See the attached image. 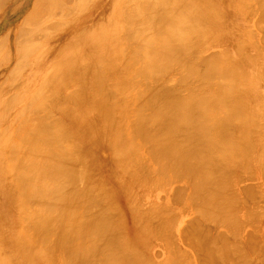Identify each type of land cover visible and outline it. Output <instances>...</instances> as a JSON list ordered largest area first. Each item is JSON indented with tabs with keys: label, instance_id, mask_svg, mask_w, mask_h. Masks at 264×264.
<instances>
[{
	"label": "bare ground",
	"instance_id": "6f19581e",
	"mask_svg": "<svg viewBox=\"0 0 264 264\" xmlns=\"http://www.w3.org/2000/svg\"><path fill=\"white\" fill-rule=\"evenodd\" d=\"M234 3L241 4L238 5L241 6V8L234 7L237 10H232V8L230 9V6ZM214 4L220 7L222 6L227 12L228 16H230L232 20H234L238 24H241L242 26H246L248 24V20H250V23H252L250 16L251 18L255 17L254 19L256 20V17L259 15L257 18L258 22L255 21L258 26L256 27L254 24L256 28L253 27L254 29H251L257 30L258 27L261 26L259 29L261 30L262 28V30H264V27H262L264 26V12H261L264 11L262 10L264 6H261L264 5V0H0V264H153L154 262L150 263V260L146 257V259L143 260L144 256L140 255L141 252H139V254L135 253L138 248L136 247V249L134 245H132L133 243L131 244V241L128 240L123 234L126 230H123L125 225H123L124 227L122 228V223L124 224L125 222L121 223V221L119 220L116 221L115 219H110V216H113L114 214L112 212L113 209H111L112 213H110L109 205L107 208V204H105V202L107 200L108 202L110 201V196L112 197L113 192L108 189L105 183L102 182L101 184V182H98L100 172L104 170V173L108 171H110L111 173L113 172L112 167L124 166L126 165L128 160L131 159V162H134L133 164L136 170H139L140 174L143 175V178L152 176L149 173L152 174V172H154L157 173V177L158 173H160L159 175L161 178L165 177L166 179H168V177H166L168 174L166 173L170 170L172 172L176 170L175 172L178 171L177 173L179 174V176L178 174H176V176L174 175L175 173H171L173 175H170L172 179L174 176L179 177L180 179V175H184V177H181L182 179L185 178V176H188L187 179L191 176L190 178H192V180L188 179L187 181V179H185L186 182H188V184L192 183L194 184V186L195 184H197V187H192V184H190L191 187L189 186V193H191L193 190L194 192L192 193H199L201 192L200 190H203L202 192L207 191L208 193L206 192V195H208L210 192L217 193L221 190V188H223L226 181L233 180L230 176L228 177L227 175V177L229 178L228 179L226 175L223 174L225 172L224 168H226V174L230 173V175H232L233 177V172L235 170H241V168L238 169L239 167L236 164L241 166L243 164L246 165L253 162L252 158L249 160L252 155H249L248 158V155H246L245 153L248 152L249 154L250 148L253 145L255 146V143L259 142L258 140L261 137L257 134V136L260 138L256 139L257 141L254 138L257 137L256 133L258 132V127H256L255 129V135L250 134V131L248 130L247 131L249 132V134L245 132V127L250 125L248 123H250L253 118H257L255 115H253V113L248 112L250 110L248 108V105L250 104L246 103L248 99L246 100V102L243 101L246 99V97L243 99V95L245 93L243 92V90L242 94L241 90L245 89V86L244 88L238 86L240 85V82L242 83L244 81V79L247 80L246 78H244L246 77V75H244L242 68H238L239 63L236 59L235 61L231 55H229L230 59H232L231 62L233 63L234 60V62H236L234 63V65L237 64L236 66H234L233 64L231 65V63L229 66H227L228 61H230L228 60L229 56H226V59L223 53L222 55L225 58H223V60L228 61L222 62L223 60L220 57L222 56L221 53H219L220 56H217V52L221 51L220 49L222 48H220L219 50L216 49L217 55L215 56L213 54V51H211L213 58L216 56L218 58L220 57L219 59H221L222 61H219L220 65L221 62L223 63L222 67L218 64V59V63L216 65V60L214 61L215 58L213 59L212 55L210 56V54H207V56H205V54L204 57L206 58L204 60V57L202 56L203 53L201 51L202 49L198 48L201 44H203V46H207L204 43H199L200 40L201 42H206V39H203L205 36L204 34H206L204 33V26H206V23L214 25L221 23V18H218V20L213 15L216 12V16L219 17V15H217V9L213 11L211 10L212 13L209 12V9H211ZM244 4L246 5L243 7ZM204 5H209L212 7H207L209 11H204ZM231 7H233V5ZM257 9L261 10H259V12H256L258 11ZM208 14H210L212 18L214 17V22L209 21L211 17ZM251 14H253V17ZM260 16L261 20H259ZM218 26L219 24L217 25V27ZM219 29L220 31L224 30H221V26ZM196 30H200V33L198 31L196 32ZM252 30L248 29L247 31L250 33ZM256 30L252 32L255 33ZM245 31L246 30H244V32ZM258 31L259 30H257V33H255L256 35H252L256 37L259 33ZM226 32H228V30ZM197 33L199 34L197 35ZM222 34L224 35V32ZM246 34L249 35V38L251 37V34ZM202 35L204 36L202 37ZM262 35L263 34H261V36ZM196 36H200V39ZM215 36L217 38L220 37H218L217 35ZM194 37H196L197 39ZM262 37V39H264V35ZM192 38L193 40L191 41ZM253 38L254 37L249 39H252L251 44L254 43ZM196 40H199V44ZM246 40L247 39H245V42ZM213 41H210V43H213ZM194 42L199 45L197 49ZM256 42L258 41L256 40ZM256 42L255 45H258L259 43L256 44ZM259 42L262 43V41ZM248 43H250V41ZM224 45L226 44L224 43ZM203 46L201 45L200 47ZM260 46H262V44ZM254 47L258 48L259 45ZM193 48H195L196 50ZM206 48L210 49V47H204L203 49ZM263 48L261 47L260 49L264 50ZM256 50L258 51V49ZM193 51H195L194 53L199 54L196 55L193 53ZM203 51L205 53V50ZM191 53L192 57L190 56ZM200 53L202 54L200 55ZM225 54L228 55L227 53ZM193 55L196 61H199L197 59L199 55L201 57H199V59L202 60L200 61V64H198L200 67L195 64L198 68L196 69V71L192 68L195 67L194 64H192L193 66L187 65L190 64V62H193L188 61L190 60V58H193ZM209 58H211L213 61H210ZM182 61L184 62V64L181 63ZM205 61L206 63L208 61L209 62L207 64H204ZM180 63L182 66L180 65ZM201 65H205V67L207 65L209 66L207 69V67L205 68L203 66L201 68ZM176 66L178 67L176 68L177 71L175 70L176 74H174V69ZM180 67H183L182 72H178V69H180ZM200 68L201 70H203L201 71L202 75L199 74ZM203 68L206 72H204ZM171 69L173 70V72H166L167 70L172 71ZM230 69H234L236 71V74L233 73L235 71L232 70L231 72ZM157 72L160 73L158 74ZM183 72L184 74L187 73V75L185 76L184 74H182ZM153 73L158 76L155 77ZM166 73L167 75L168 73L170 75L171 73H173L172 75L179 76V79L176 77L177 88L179 87L178 82H186L185 84L180 83L181 89L186 88V91L187 83L190 85L195 79L196 85H194V83L193 86L191 85L190 87L187 85L190 89L193 87L194 89L192 88L193 90H191L195 91V93H197V91L199 92L200 90L203 91L204 89L206 91L207 89L205 86L207 83L208 87H210L211 84L210 88L214 91L209 90L208 88L210 93H204H207V95H204L203 93H197L196 95L192 93L188 88V90L190 91L189 96V91H186L185 93V91H183V89H179V87L178 89L179 91H181L180 93L179 91H175L178 89L174 85L175 81H172L173 76L171 78V76L168 75L170 76V79H166ZM189 73H191L192 75ZM150 74H153L152 76H154V78L151 77L152 79H154L151 82L148 80L150 79L148 77ZM163 75H165L166 77H162ZM188 75L190 76V78L188 77ZM195 75H200L199 79L201 80L202 78V80L204 81L202 82L197 79L196 82L197 76ZM260 75H262V79H264V73L261 74L260 72L259 77H261ZM191 76L194 77V79ZM160 77L161 80L159 79ZM186 77L191 81L189 80V82H187L188 80ZM155 78H158L160 81L156 80ZM213 78H216L217 81H215L216 79L212 80ZM219 79H222L221 82L225 80L227 83L225 81L221 83ZM232 79H234V81H232ZM237 79H239V81ZM142 80H144L145 83ZM146 80H148V83L146 82ZM162 80L164 81L161 82ZM167 80H170L171 83L174 82V84L172 83L171 85L170 83H168L170 84L168 85ZM211 80L215 82L210 83ZM236 80L237 82H239V84H236ZM158 81L159 84L163 85V87L165 88H163L161 85L159 87V84L157 83ZM218 81L220 83H218ZM153 82H155L153 85H155L156 87L151 86L149 88L147 84L149 85V83L152 84ZM201 82H206V84L204 83V85ZM165 83L168 86H166ZM197 83L201 84L198 85ZM219 84H222V86H220ZM197 85L199 87L202 85V87H200V90ZM203 85L205 87L204 89H202ZM73 86L75 87L73 88ZM116 86L118 87L115 88ZM169 87H172L173 90ZM196 88L197 91L195 90ZM69 89L72 90L69 91ZM115 90H118L120 92L123 91L122 93H128L129 97H125L127 96V94H123L122 97L125 98H119L118 100V94ZM130 90H134V92L136 90L135 94L133 92L129 95ZM182 91L185 93V96H183ZM254 91H256V89H254ZM137 92H139L140 94H138ZM177 92H179V94H177ZM247 93L248 92H246L245 96L247 95ZM131 94L134 95L132 96ZM192 94H194L195 96ZM186 95L187 99H185ZM130 96H132V98ZM188 96L190 97V99L188 98ZM245 103L248 107L245 105ZM255 107H257V105H255ZM263 108L264 107H261L262 111H264ZM247 109L249 110L247 111ZM115 111L119 112V115L121 116L120 121H118L116 117H114L116 113ZM148 111L150 112L148 113ZM250 111H252V109ZM255 111L256 110H254V112ZM153 113H155V115L157 114V116L154 117ZM244 113H248V119L244 118ZM147 114H150V116H152L153 118H147ZM258 115L259 114H257V116ZM261 115L262 114L260 113V116ZM248 116L246 115V117ZM251 116L254 117L252 118ZM149 118H152V120H154V123L149 120ZM254 119L252 121H259L258 119ZM148 121H151L150 123H152V128L151 124L148 123ZM155 122L158 124L155 129H163L162 131L160 130L161 132L158 131L159 134H154L156 132V130L154 129V125L156 126ZM236 122H238L241 127H239ZM235 123L237 125V132L239 128L241 131V134L237 133V135L239 134L238 139L234 138V135L236 134L231 133V131H233V127H235L233 126V124L235 125ZM159 124H163V128L161 125V128H159ZM148 127L149 129H147ZM150 128L152 130L154 129L155 132H152ZM248 129L250 130L253 128L248 127ZM147 130H149V132L154 135H151L150 133L148 134ZM253 132L251 130V133ZM183 133L186 134L188 141L184 138H181ZM245 135L254 136V139L251 136L248 138L249 140L250 138L255 140L254 144H252L253 141H249L248 139H246ZM178 137L179 141L176 142L174 139ZM183 139L188 142L187 145H185L186 142H184ZM147 140L149 142H147ZM182 140L184 143L180 142ZM146 142L150 144V148H153L152 150L149 149L150 151L146 150L149 153H145L146 156L150 154L151 160H149V157L148 159H146L149 160V162L152 161L151 164L153 168L148 167L149 164L148 166H146L145 163L143 165V161L140 158L142 157V155L143 158L146 157L144 153H142L141 155L136 154V150L139 147L141 148V145L144 143L146 146ZM219 142H221L222 144H219ZM249 142H251V144ZM152 144L157 148L154 149L155 146L152 147ZM190 144L193 145L190 146ZM262 145L263 143L261 142V146ZM253 147L251 149H253ZM255 148L256 146L254 147V150ZM137 155H140V158ZM262 157L264 158V156ZM247 159L248 162L246 161ZM259 161H261V159ZM235 165L238 168H235ZM231 168L232 170L234 168L232 174L231 172H229L231 171ZM198 169L199 171H197ZM203 169H207V171H204ZM179 170H182L184 174L182 173V171H180V174ZM200 170L204 171L203 173H211L207 174L208 177L204 174L208 178H206L207 181H204L205 176L203 175V173H200ZM195 171L197 172V174L200 173L199 176L195 175ZM221 171L223 173H221ZM214 173H217V176ZM247 173L250 174V172L248 171ZM253 173L251 175H253ZM108 174L106 173L107 177ZM201 174L203 177L201 176ZM213 174L215 175V177ZM223 175H225V178H222ZM237 175H239V173ZM113 176L116 178L115 175ZM200 176L203 178V180ZM109 177L111 178V174ZM197 177L200 180H197ZM218 177L222 180H226L227 178L226 181L223 180L224 182H222V187H219V185L222 183L221 180H217ZM238 177H240V175ZM127 179L131 181V179ZM189 180L191 181L189 182ZM194 180L196 183H193ZM175 181L176 178L172 182ZM218 181L220 182L218 183ZM231 181H228V183L231 184ZM211 182L214 183V186H216L215 188H211L212 186H209L212 185ZM205 184L206 187L200 188V186H205ZM235 185L237 188V182H235ZM208 186L209 190L214 189L215 191H209ZM227 186L226 189H229V187L227 188ZM233 186H230V189ZM248 187L249 186L245 187L247 188L245 189L246 191L248 190ZM184 188L185 187L183 186V190ZM254 188L255 185L251 189ZM223 189L225 190V186ZM223 189L221 190L222 192H218L217 195H224L225 193L228 194V191H224ZM233 189L234 187L232 188V190ZM126 190H128V188ZM180 190L178 188L179 192H183L181 188ZM239 190L240 189H238V191ZM245 190L243 192H245ZM97 192L98 194H96ZM182 194L181 196H183ZM249 194L247 198H250L253 195L251 193V195L249 196ZM193 195L194 194H191V196ZM235 195H227L226 197L230 198L233 196L235 199ZM243 195L244 194H242V196ZM254 195H258V192ZM103 196H105L106 199H109H105V201ZM184 196L186 197V194ZM213 196L215 195L212 194L211 196H209L207 201H205L206 199H204L203 197L199 198V200L202 199L201 201H203V203L200 201L199 205H193H198L201 207H199L201 210H197V213L201 211V215L205 213L217 219L221 217L224 218L225 214H230V216H232L231 212H237L236 209L234 211H231L233 207L230 208V203H234L232 201L233 197L230 198V202L228 201L229 198L227 199L229 203L227 205V203H222L223 199H219L221 200V204L217 202L219 200L215 201L216 203L210 201L209 199L211 197V199H213ZM237 196L239 197L238 194ZM195 197L196 196L194 195L193 197H191V199ZM197 197H199V195ZM175 198L176 197H174V199ZM179 198H176L175 200L178 199L179 202ZM187 198L189 197H186L185 200H188ZM182 199H180V202ZM195 199L193 200L197 202L198 199ZM236 199V202H238V200H240V197L239 199ZM103 200L105 201L104 203ZM161 200L163 199L161 198ZM173 200L171 199L170 203ZM209 202H212L213 206L215 204V207L217 203L220 207L222 206V204L227 205L226 207L228 208H224L225 206H222L223 210H221L225 214L223 212L219 213L217 210L213 212L214 210L212 209H214V207L212 206V203H210L211 205L209 206H212L213 208L207 206ZM224 202L226 201L224 200ZM249 202L245 203L247 205V208H249ZM110 203L113 202L110 201ZM159 204L158 206L155 205L154 209L158 208L160 206ZM203 204L207 205L204 206ZM96 206H100L106 212H104L100 207H98L100 208V210L95 209ZM233 206L236 207V205ZM151 207L153 206L151 205L150 209ZM168 207L169 206H166V208ZM220 207L218 208L221 209ZM117 208L119 207L117 206ZM197 208L198 207H196V209ZM208 208L212 209L209 210ZM240 208L242 209V207ZM92 209L94 210V212ZM207 209L210 212H213V214L211 215L207 213ZM225 209L228 210L227 213ZM91 210L94 214L99 213V215L95 214V216L94 214H92ZM96 210H102L101 212L103 213L98 211L95 212ZM107 210L109 216L107 215ZM184 210L186 211V209ZM229 210L231 212H229ZM158 211L156 214L159 216L160 213ZM164 211L162 212L165 213L166 211ZM244 211L245 210H243V212ZM249 211L250 210L246 212ZM154 212L156 211L154 210ZM216 212L218 213V217L214 216L216 215L214 214ZM253 213L255 214V212ZM219 214H221L220 217ZM238 214L236 215L237 217L234 216L235 214L233 215V217L237 219ZM254 214L251 215L250 212L248 217L250 218V215L254 216ZM157 215H155L154 217L156 218ZM163 216L165 218L167 217L164 214ZM163 216H161L160 218H163ZM230 216H226L227 222L229 218L231 219ZM114 218L116 217L114 216ZM165 218H163V220ZM204 218L200 219L203 220ZM246 218L245 222H247ZM168 219L169 221L171 220L169 217ZM200 219L196 218L197 221H199ZM155 220H152L150 224H152ZM196 220H194L193 218V220L190 219L188 222L192 221L193 225H191L194 226V222H196L195 225L198 223ZM213 220L215 221V219ZM241 220L242 218L239 221ZM164 221L165 222L162 221V224L165 223L163 225L169 227L165 228L166 230H164L167 232L170 229L171 232L172 230L170 224L172 220L170 222L168 221V225L166 224V220ZM222 221H224V219H221L220 223H222ZM157 222H159L160 224V221ZM206 222L207 221H205V224ZM229 222L234 221L232 220ZM229 222L226 224L227 226H230L232 224L231 223L229 225ZM220 223L217 224L220 225ZM224 223L225 222H223V224ZM236 223H238V225H241L238 221ZM199 224L201 226V223H198L197 225L199 226ZM139 225L141 226V224ZM187 225L188 227H190L189 224L184 225L185 229L183 232H193V229L191 228L192 226L188 228ZM232 225L235 224L233 223ZM157 226L158 224L156 225V227ZM200 226L199 228H203ZM231 227L235 228L237 226H230V229ZM240 227H242V225ZM162 228L163 227L159 229ZM122 230L123 233H121ZM195 230L196 232L191 233L193 237L191 236V234L187 233L188 237L186 238L185 234L184 237L188 240V242L189 240H192V238L195 241H191L189 242V244L187 242L188 245H186L189 246L190 243L191 245L192 243H199L197 244L198 248L194 247L195 250L197 248V251L201 250L200 247L202 246L204 248L205 243H207V246L209 247L210 245L207 240H209L211 235L206 240V236L200 235V233L203 230L201 234H206L210 229H206L207 231L205 232V228L197 230L196 226V229H194V231ZM233 231L235 232L237 231V229H233ZM233 231L231 232L233 233ZM221 232L223 231H220V233ZM153 233L155 234V232ZM195 233H199V237L197 235V237L194 238V236H196ZM220 233L218 232V236H220V238H217V235L214 233L215 238L218 239V242L221 241L219 239L223 238V241H221V243H225V240L228 237H224L225 233L223 234V237H221V235H219ZM238 233H240V231ZM252 233L253 232H251L250 234L253 235ZM120 234L121 236L119 237ZM166 234L168 235V232ZM206 235L208 236L209 233ZM241 235L239 236L241 237ZM122 236L125 238H123ZM169 236L171 237L172 234L166 236L170 240L171 238ZM173 236L172 240H175ZM179 236L181 237L182 235ZM234 236L233 241L235 239L237 240V238ZM189 237L192 238L190 239ZM201 237L202 239H204L205 237V240H202ZM128 238L130 239V237ZM161 238L160 240H162ZM185 238L184 240H182L183 244L186 243ZM217 239H213L212 237L211 240L210 238V244H212V242L215 240L216 246L218 248H220L221 246L220 249L225 248V252L233 248L232 245L230 248H227L229 247L227 245L225 247H222L223 245H221L220 242V246H218L219 244H217ZM169 240L167 241L169 242ZM252 240L250 241L249 239H247V241H250V243L252 242ZM203 241L204 245L201 244L203 243ZM241 241L242 240H239V243L238 241L234 242L242 244L243 241ZM141 243L143 244V242ZM170 243L172 242H169V245L171 246ZM214 243L213 245H215ZM257 243L259 244V242ZM166 244L167 242H165L164 245ZM172 244H175V242ZM245 244L247 245V243ZM213 245H211L212 250L214 249V247H212ZM228 245L230 244L228 243ZM172 246L174 247V251L175 249H178L177 245L176 247L175 245ZM207 246H205V248L209 249L210 247L208 248ZM248 246H250V244ZM173 247H170L169 251H171ZM217 247H215V249L213 250V252L216 250L218 254L217 257L216 254H212L214 257H216V259H219L218 257L221 258V256L225 257L223 255L226 254V258L230 259L231 255L235 256L234 254L242 252L240 251V249L238 250V248L234 246L235 249L233 248L231 253L236 251L235 253L228 255V253H223L221 250V253H223L222 255L220 254V249H217ZM7 248L10 252L9 255L6 254ZM211 248L209 249L210 252L207 251V253H212ZM251 249H253V247H251ZM178 250L175 251V254H172L176 255L178 253ZM197 251L195 253H197ZM204 251L205 249L203 250V253ZM201 252L202 251L198 252L195 255V260H198L199 256L197 255L199 253L203 255V253ZM207 253L205 252V254ZM180 254H182L183 256V252H181ZM237 254L235 256V259L233 258L234 260H236ZM212 255H203V258L204 256L209 258L212 257ZM242 255L245 256L246 254L243 253ZM177 256L174 257L177 258ZM246 256L248 257L249 255ZM262 256H264V254ZM214 257L211 258L213 263L210 258L206 259V261H211V264L217 263L216 261H218L217 264H219L220 262H222L221 260H224V262L225 260L229 261L226 258L216 260ZM242 257H238L239 261L244 258ZM181 258L182 257L180 255V258L178 257V259H175V262L177 260L179 262ZM248 258H246L245 260H247ZM185 259L186 258L184 257V260ZM251 259H249V261H252ZM146 260H148L149 262H146ZM257 261L258 260H256L255 262ZM175 262L173 263L175 264ZM236 262L238 261L236 260ZM239 263L243 264L242 262ZM200 264H202V262ZM205 264H210V262H206ZM250 264H252V262Z\"/></svg>",
	"mask_w": 264,
	"mask_h": 264
},
{
	"label": "rangeland",
	"instance_id": "374dc122",
	"mask_svg": "<svg viewBox=\"0 0 264 264\" xmlns=\"http://www.w3.org/2000/svg\"><path fill=\"white\" fill-rule=\"evenodd\" d=\"M236 3H234V4H232L233 5V7H231L230 6V9L232 8V10L234 9V10H237V9H235L236 7H240L241 8V6H238V5H241V4H236ZM246 4H244L243 5V7L245 6ZM262 7L264 6V5H261ZM211 8L212 6H206V5H204V11H206V10H208V8ZM235 7V8H234ZM242 7V8H243ZM219 8V9H218ZM217 9V10H216ZM210 10V11H209ZM208 11L209 12H211L212 13V11L213 10H216L217 11V15H219V17L218 16H216V12L213 14L214 15V17H216L217 19L218 18H221V23H218L219 24V26L217 27V25L218 24H216V25H214V24H210V23H206V26H204V33H206V34H204V35H202V37L204 36V38L203 39H206L205 41L206 42H204V41H202L201 42V40L199 41V40H196L197 41V43H198V41H199V43L201 44V43H204V44H206L207 46H203V44H201L203 47H200L199 45H197L195 42H194V44L196 45V49H197V47L199 48V49H202L201 51H202V53H200V55L202 54V56L204 57V55L205 56H207V54H210V56L212 55V53H211V51H213V54H214V56L215 55H217V53H218V55L217 56H220V54L219 53H221V55H222V53H223V55L225 56V58L227 59V57L229 56V55H231L233 58H234V60L236 59L237 60V62L240 64H238V68H242V70H243V73H244V75H246V77H244V78H246L247 80H245L244 79V81L241 83L240 82V85H238L239 87H243L244 88V86H245V89H240L241 90V92L243 91L245 94H246V92H248L247 93V95L245 96V94L243 95V99L246 97V99L245 100H243L244 102H246V100L248 99V101H250V102H246V103H248V104H250V105H248L247 106V104L245 103V105L251 110L252 109V111H250L249 109H247V111L248 112H251V113H253V115H255L257 118H255L256 120L258 119L259 121H252L254 118V116L252 117V118H250V119H252L251 121H250V123H248V124H250L249 126H246L245 128V132L247 133V134H249V132L248 131H250V134H254L255 135V133H256V127H258L257 129H258V132L256 133V136H257V134L261 137H254V136H251L252 138L254 137L255 138V140L256 139H258V138H260L258 141L259 142H257V143H255L256 145V148H255V150H254V147H253V149H251L250 148V150H249V154H248V152H246L245 154L246 155H248V158H249V155L251 156L252 155V157H250L249 158V160L252 158V163H248V164H243V165H238V164H236L235 166V168H238V169H240L241 168V170L239 171L238 169V171H234V168H233V170H232V168H231V171H229V172H231V174H232V171H234L233 173H234V176L232 177V175H230V173L229 174H226V168H224V173L221 171V173H223V174H225L226 175V177H227V175H228V177L230 176L233 180V183H232V181L231 180H228V181H231L230 183L231 184H229L228 183V181H226L227 180V178H226V180L225 179H223L224 181H226L225 183H227L228 184V186H227V184H225L224 183V186H225V190L226 191H228V194H226L224 191V186H223V183L222 182H224L222 179H219V177L217 178V180L219 179V180H221V183L222 184H220L219 185V187L222 185L223 186V188H221V190L223 189L224 191V193L226 194V196L227 195H232L233 194V196L235 195V199L236 198H238L239 199V197H240V200H238V202H236V200L234 199V197H233V199H232V201L234 202V203H230V208H232L231 209V211L233 210H237V212H235V213H233V212H231L230 210H229V212H231V214H232V216H230V214L229 215H227V214H225L223 211H221V210H223V207L222 206H225L224 208H228V207H226L229 203H228V201L229 200H231L230 198H232V197H226L225 196V194L224 195H222V194H219V195H217V193L218 192H222L221 190L220 191H218L217 193L216 192H210L208 195H206V192L204 191V192H202L203 190H200L201 192H197V193H192V192H194V190L191 192V193H189L190 192V187H191V185L190 184H192V183H190V184H188V182H186V180L185 179H187V177L185 176V178H181L182 176L184 177V175H180L181 177H180V179H179V177H176L177 175L176 174H178L177 172H175L174 170V172H172L171 170L169 171V172H165L166 174H168L166 177H168V179H166L165 177H160V173H158V177H157V173H154V172H152V174L151 173H149L150 175H152V176H149L148 178H146V177H144L143 178V175H141L140 174V172H139V170L137 171L136 170V168H135V166H134V162H131V159H129L128 160V162L126 163V165H124V166H114V167H112V170H113V172H111L110 173V171H108V172H106L107 174H108V177H107V175H106V173H104L105 171L104 170H102V172H100V175H99V177H98V182H101V184H102V182L103 183H105V185H107V187H108V189L111 191V192H113V194H112V197L110 196V201L111 202H113V203H110V201L108 202V200L107 199H109V198H105V196H103V198H104V200L106 201H104L103 200V203L105 202V204H107L106 206H107V208H108V205H109V212L110 213H114L113 214V216H110V219H112V220H116V221H121V223L122 222H125L124 224L122 223V228L124 227L123 225H125V227H124V229L123 230H126V231H124V233H123V230L121 231V233H123L124 235H125V237L128 239V240H130L131 241V244L132 245H134V247L137 249V251L135 252V253H137V254H139V252H141L140 253V255L141 256H144V258H143V260H145L146 258L147 259H149L150 260V263L152 262H154L153 264H174L173 262H175V259H178V257L180 258V255H181V260H179V262H178V260L175 262V264L177 263V264H200L201 262H202V264H205L206 262H210V264H211V258H213L214 256V254H216V257H217V252H216V250L213 252V250L215 249V247H217L216 246V241H215V243H214V241L212 242V244H210V238H211V240H212V237H213V239H217L218 237L220 238V236H218V232L220 233V231H223V232H221L219 235H221V237H223V234L225 235L224 237L225 238H227L226 240H225V243H221V241H223L222 239H219V240H221V241H219L220 243H221V245H223L222 247H225L226 245L227 246H229V247H227V248H230L231 247V245L233 246V248L235 249V247L236 248H238V250L240 249V251H242L243 253H245L246 255H249L248 257L246 256V258H248L247 260H245L246 258H245V256H243L242 254V252H239L238 254L239 255H241V256H239L237 253V258H236V260L238 261V262H236V260H234L235 259V256H236V254H234L235 256H232L231 254H233V253H235V252H232L231 253V251H232V249L230 250L229 249V251L227 250L226 252L224 251L225 250V248H223V249H220L221 248V246H220V244H219V242H218V239H217V244H219L218 246H220V248H218L217 247V249H220V254H222L223 255V253L225 252V253H228V255H231L230 256V259H228V258H226V256H227V254L226 255H223V256H225V257H222L221 256V258L223 259H228L229 261H227V260H225V262H224V260H221V258L220 257H218L219 259H216V257H214L216 260H221L222 262H220L221 264H230V263H232V264H234V263H236V264H240L239 262H242L243 264H244V261H245V264L246 263H248V264H250L251 262H252V264H264V256H262L263 254H264V250H263V248H264V241H262V240H264V158L262 157V156H264V152H263V149H264V114H263V112L264 111H262V109H261V107H264V79H262V75H260L261 77H259V74H260V72H261V74H263L264 73V50H261L260 48L262 47L263 48V40L264 39H262L263 37V35H264V30H262V28H261V30L259 29L261 26H259L258 27V29L257 30H259L258 32V35L255 37V36H253L252 34H255V33H257V30H256V32L255 33H253L252 31H255V30H252L251 28H256L257 26H258V24L256 23V22H258L257 20V18H258V16L256 17V20L254 19V18H251V16H250V19H251V21H252V23H250V20H248V24L246 25V26H242L241 24H238V23H236L234 20H232L231 18H230V16H228V14H227V12L225 11V9L221 6H217V5H215L214 4V6L211 8V9H209ZM212 10V11H211ZM221 10V11H220ZM258 10V9H257ZM259 10H261V9H259ZM259 10L258 11H256V12H259ZM262 10H264V8L262 9ZM261 12H264V11H261ZM260 12V13H261ZM207 13V12H206ZM210 13V14H211ZM210 14H208L210 17H211V19L209 20V21H211V22H214L213 20H214V17L212 18V16L210 15ZM223 14H225V15H223ZM257 14H259V13H257ZM252 15V17H253V14H251ZM262 15V14H261ZM224 18H226V19H224ZM253 19V20H252ZM219 20V19H218ZM259 20H261V16L259 17ZM217 21V20H216ZM256 21V22H255ZM231 23V24H230ZM226 24V25H225ZM254 24H255V26H254ZM249 25H251V26H249ZM210 26V27H209ZM212 26H214V27H212ZM220 26H221V30L222 29H224V30H222V31H220ZM231 26V27H230ZM218 29H217V28ZM227 27V28H226ZM237 27V28H236ZM262 27H264V26H262ZM207 28H210V29H207ZM216 28V29H215ZM226 28V29H225ZM234 28V29H233ZM253 28V29H254ZM215 29V30H214ZM239 29V30H238ZM242 29V30H241ZM252 30L250 33L247 31V30ZM211 30V31H210ZM228 30V32H226ZM244 30H246L245 32L246 33H248V34H251V37L250 38H252V37H254L253 39L255 40H253V42L254 43H252L251 44V41H252V39L251 40H249L250 38H249V35H247L245 32H244ZM198 30H196V32H197ZM234 31V32H233ZM199 33H200V30L198 31ZM210 32H212V33H210ZM224 32V35L222 34ZM237 32V33H236ZM240 32H241V34H240ZM199 33H197V35L199 34ZM215 33V34H214ZM230 33V34H229ZM263 34L262 36H261V34ZM238 34V35H237ZM196 35V34H195ZM214 35V36H213ZM215 35H217L219 38H217ZM224 37H223V36ZM226 35V36H225ZM256 35V34H255ZM201 36V35H200ZM200 36L198 37V36H196L197 38H199L200 39ZM222 36V37H221ZM240 36H244L243 38L242 37H240ZM260 36V37H259ZM196 37H194V38H196ZM215 37H216V39H215ZM226 37V38H225ZM234 37H236V38H234ZM196 38V39H197ZM224 38V39H223ZM234 38V39H233ZM256 38V39H255ZM215 39V40H214ZM218 39H220V40H218ZM226 39H227V42H226ZM230 39H232V40H230ZM245 39H247L246 40V42H245ZM262 39V40H261ZM193 40V38L191 39V41ZM214 40V41H213ZM236 40V41H235ZM256 40L258 41V42H256ZM210 41L212 42L213 41V43H210ZM220 43H218V42ZM235 41V42H234ZM250 41V43H248ZM259 41H262V43L261 42H259ZM217 42V43H216ZM230 42V43H229ZM238 42V43H237ZM243 44H242V43ZM255 42H256V44L257 43H259L258 45H259V47L258 48H255L254 46H258V45H255ZM192 43V42H191ZM198 43V44H199ZM224 43L226 44V45H224ZM237 43V44H236ZM246 43V44H245ZM262 44V46H260L261 44ZM213 44V45H212ZM232 44V45H231ZM194 45V46H195ZM212 45V46H211ZM221 45V46H220ZM240 45H242V46H240ZM214 46H215V48H214ZM220 46V47H219ZM240 46V47H239ZM204 47H210V49H203ZM213 47V48H212ZM227 47V48H226ZM212 48V49H211ZM220 48H222V49H220ZM238 48V49H237ZM193 49H195V48H193ZM195 49V50H196ZM198 49V50H199ZM216 49H220L221 51H219V52H217L216 53ZM226 49H227V51H226ZM228 49H230V50H228ZM256 49H258V51L256 50ZM264 49V48H263ZM203 50H205V53H204V51ZM214 50H215V52H214ZM217 50V51H218ZM223 50V51H222ZM239 50V51H238ZM244 50V51H243ZM256 50V51H255ZM231 51V52H230ZM241 51H242V53H241ZM248 51V52H247ZM195 51H193V53H194ZM198 52V51H197ZM208 52V53H207ZM210 52V53H209ZM254 52V53H253ZM225 53H227L228 55H226ZM249 53V54H248ZM194 54H196V53H194ZM199 53H197L196 55H198ZM238 54V55H237ZM240 54H242V55H240ZM251 54V55H250ZM200 55L198 56V60L199 61H196V59L194 58V55H193V58L191 59L190 58V60H188V61H193V62H190V64H187V65H191V66H193L192 64H196V65H198V64H200V61H202L201 59H199V57H200ZM223 55L222 56H220L221 57V59L223 60ZM244 55V56H243ZM191 57H192V53H191V55H190ZM214 57L213 58V55H212V58L214 59V61L216 62V65H217V63L220 65V61L219 60H221V59H219L218 57ZM227 56V57H226ZM202 57V58H203ZM258 57V58H257ZM201 58V57H200ZM205 58L206 57H204V60H205ZM224 58V59H225ZM229 59L228 60H230V61H228V60H221L222 62H224V61H228V63H227V66H229L230 65V63H231V65L233 64L234 65V63H236V62H234V60H233V63L231 62V60L232 59H230V56L228 57ZM244 58V59H243ZM256 58V59H255ZM210 59V61H213L211 58H209ZM217 59H218V62H217ZM255 59V60H254ZM208 60V59H207ZM206 60V61H207ZM235 60V61H236ZM239 60V61H238ZM194 61H195V63H194ZM206 61H205V63L204 64H207L206 63ZM199 62V63H198ZM221 62V67H222V63ZM243 62V63H242ZM247 62V63H246ZM257 62V63H256ZM182 64H184V62L182 61L181 62ZM181 63H180V65H181ZM213 63V62H212ZM250 63H251V65H250ZM255 64V65H254ZM178 65V64H177ZM179 65V66H180ZM196 65H195V67H192L193 68V70L195 69V71H196V69H198L197 67H196ZM209 65H210V63H209ZM209 65H207L206 67H207V69H208V66ZM237 64H235L234 66H236ZM254 65V66H253ZM182 66V65H181ZM184 66V65H183ZM199 66V65H198ZM202 66L203 67H205V65H201V68H202ZM224 66H225V64H224ZM233 66V67H234ZM178 66H176L175 67V69H174V74H176L175 73V70L177 71V68ZM200 67V66H199ZM205 67V68H206ZM174 68V67H173ZM172 68V69H173ZM183 68V67H182ZM181 67H180V69H178V72H182L183 71V69H182ZM201 68H200V75H202V73H201V71H203V70H201ZM228 68H230V67H228ZM232 68V67H231ZM259 68V69H258ZM171 69V70H172ZM204 69V68H203ZM169 70V69H168ZM166 71V72H173V70L172 71ZM192 70V71H193ZM233 71H235L234 69H232ZM232 70L230 69V71L232 72ZM229 71V70H228ZM263 71V72H262ZM198 72V71H197ZM204 72H206L205 71V69H204ZM156 73V72H155ZM158 73V72H157ZM160 73V72H159ZM158 73V74H159ZM164 73V72H163ZM186 73V72H185ZM233 73H235L236 74V71L235 72H233ZM257 73H258V75H257ZM154 74V73H153ZM153 74H150L148 77L150 78V79H148L150 82L152 81V80H154V79H152L151 77H153L154 78V76L155 77H157L158 75H155L154 74V76H152ZM162 74V73H161ZM165 74V73H164ZM173 73H171V75L168 73V75H170L171 76V78H172V76H173V80L172 81H175V84H174V82H172L174 85H175V87L177 88V84H176V77L178 78L179 76H175V75H172ZM178 74V73H177ZM182 74H184V72L182 73ZM181 74V75H182ZM189 74H191V73H189ZM232 74V73H231ZM235 74H233V75H235ZM166 75H167V73H166ZM167 75V77L165 76V75H163L162 77H166V79L167 78H169L170 76H168ZM180 75V74H179ZM185 76L187 75V73L186 74H184ZM192 75V74H191ZM199 75V76H200ZM195 76H197V75H195ZM199 76H197V78H196V82H197V79H199L200 77ZM188 77L190 78V76L188 75ZM192 77V76H191ZM143 78V77H142ZM175 78V79H174ZM187 78V77H186ZM193 79H194V77H192ZM191 78V79H192ZM156 79V78H155ZM160 80H161V77L159 78ZM158 78L156 79V80H159ZM164 79V78H163ZM170 79V78H169ZM179 79V78H178ZM177 79V80H178ZM182 79H183V77H182ZM216 79V78H215ZM214 78L212 79V80H215ZM260 79V80H259ZM148 80H146V82L148 81ZM159 80V81H160ZM187 82H189V80L190 79H188L187 78ZM200 80V79H199ZM198 80V81H199ZM210 81V83L211 82H215V81H217V79L215 80V81ZM221 80L222 79H219V81L221 82ZM238 81H239V79H237ZM237 80H236V84L238 83L239 84V82H237ZM143 82H144V80H142ZM159 81L157 82L158 84H159ZM164 80H162L161 82H163ZM168 82H167V84L168 83H170L171 85H172V83H171V81L170 80H167ZM180 81H181V79H180ZM183 81V80H182ZM191 81V80H190ZM200 81H204V80H202V78H201V80ZM218 81V83H220ZM225 80H223L222 82H224ZM232 81H234V79H232ZM242 81V80H241ZM246 81V82H245ZM251 81V82H250ZM201 82V83H202ZM207 82V81H206ZM206 82H204L205 84H206ZM221 82V83H222ZM226 82V81H225ZM250 82V83H249ZM145 83V82H144ZM148 83V82H147ZM146 83V84H147ZM155 82H153L152 84H150L149 83V85L147 84V86H149V88L151 87V86H154V87H156L155 85H153ZM181 83V82H180ZM180 83L178 82V85H179V87H180ZM186 83V82H185ZM185 83H181V84H185ZM193 83H194V85H196V83H195V79H194V81L192 82V84H188L187 83V85L190 87L191 85L193 86ZM200 83V84H201ZM204 83H202V84H204ZM209 83V84H210ZM227 83V82H226ZM255 85H254V84ZM157 84V85H158ZM166 84V83H165ZM166 84V86H168V85H170V84H168L167 85ZM198 84V83H197ZM200 84H198V85H200ZM204 84V85H205ZM208 84V83H207ZM207 84H206V89L208 90V88H209V90H213V89H211L210 87H211V84H210V87H208L207 86ZM213 84V83H212ZM224 84V83H223ZM241 84H243V85H241ZM244 84H246V85H244ZM252 84H253V86H252ZM160 85L161 84H159L158 86L160 87ZM186 85V87H187V90L186 91H189L188 90V86ZM197 85V86H198ZM204 85H203V88L202 89H204L205 87H204ZM220 86H222V84H219ZM249 85H250V87H249ZM258 85V86H257ZM157 86V87H158ZM162 87H163V85H161ZM183 86V85H182ZM219 86V87H220ZM257 86V87H256ZM75 86H73V88H74ZM118 86H116L115 88H117ZM161 87V88H162ZM175 87H173V88H175ZM178 87V88H179ZM194 87H196V86H194ZM199 87V86H198ZM200 87H202V85L200 86ZM199 87V90L201 89ZM236 87H237V85H236ZM239 87H238V89H239ZM163 88H165V87H163ZM170 88V87H169ZM177 88V89H178ZM193 88V87H192ZM191 88V89H192ZM260 88V89H259ZM170 89H172V87L170 88ZM179 89H181V87L179 88ZM179 89L178 90H175V91H179ZM183 89V88H182ZM181 89V90H182ZM186 89V88H185ZM185 89H183V91H185ZM190 89V88H189ZM190 89V91L192 92V93H194V94H196L197 95V93L198 94H204L205 92H208V93H210V91L208 90H206L205 91V89L202 91V90H200V91H202V92H198L197 91V88L195 89L196 91H197V93H195V91H192ZM254 89H256V91H254ZM259 89V90H258ZM70 90H72V89H69V91ZM173 90V89H172ZM239 90V91H240ZM246 90V91H245ZM250 90V91H249ZM116 92H117V94H118V100H119V98H125V97H129L128 96V93H122V92H120V91H118V90H115ZM114 91V92H115ZM127 91V90H126ZM137 91H138V89H137ZM182 91V92H183ZM186 91H185V93H186ZM190 91L188 92V94L190 93ZM214 91V90H213ZM252 91V92H251ZM120 92V93H119ZM134 92V90H130V92H129V95H130V93H133ZM135 92H136V90H135ZM135 92H134V94H135ZM140 92H141V90H140ZM158 92V91H157ZM180 93H181V91H179ZM179 92H177V94H179ZM212 92V91H211ZM243 92H242V94H243ZM138 94H140L139 92H137ZM137 93H136V96H137ZM184 92L182 93L183 94V96H185L184 94H185ZM257 93V94H256ZM123 94H127V96H125V97H122L123 96ZM133 94V95H134ZM176 94V93H175ZM181 94V95H182ZM187 94V95H188ZM194 94H192V95H194ZM258 95V96H256V95ZM132 95V94H131ZM132 95V96H133ZM187 95H186V98L185 99H187ZM204 95H207V93L206 94H204ZM132 96H130L131 98H132ZM136 96H134V97H136ZM189 96H190V94H189ZM188 96V98L190 99V97ZM195 96V95H194ZM193 96V97H194ZM193 97H191V98H193ZM183 98V97H182ZM251 98H252V100H251ZM258 99V100H257ZM189 101V100H188ZM259 101V102H258ZM185 102V101H184ZM261 102H262V104H261ZM258 103V104H257ZM255 105H257V107H255ZM259 105V106H258ZM254 106V107H253ZM246 107V108H247ZM259 110H258V109ZM153 110V109H152ZM254 110H256L255 112H254ZM263 110H264V108H263ZM151 111V110H150ZM150 111H148V113L150 112ZM116 113H115V116L114 117H116V119L118 120V121H120V119H121V116L119 115V112H117V111H115ZM153 112V111H152ZM155 112V111H154ZM257 112V113H256ZM156 113V112H155ZM155 113H153L154 114V117H156L157 116V114L155 115ZM260 113L262 114L261 116H260ZM151 114V113H150ZM150 114L147 116V118L148 117H152V116H150ZM245 115H243V116H245L244 118H249V116H248V113H244ZM257 114H259L258 116H257ZM246 115L248 116V117H246ZM250 115V114H249ZM117 116H120V117H117ZM153 118V117H152ZM152 118H149V120H151L153 123H154V120H152ZM242 118V117H241ZM249 119V120H250ZM254 119V120H255ZM260 119H262V120H260ZM148 120V119H147ZM159 120V119H158ZM157 120V121H158ZM150 121V122H151ZM149 121H148V123H150ZM239 122V121H238ZM238 122H236L237 123V125H239V123ZM236 123H235V125L233 124V126H235V127H233V126H231V127H233V131H231V129H230V131H231V133H234V134H236L237 135V133H239V134H241V131H240V128H239V130H238V132H237V125H236ZM151 124V128L153 127L152 126V123H150ZM155 124H156V126L154 125V129H155V127H157V123L155 122ZM254 126H252V125ZM161 124H159V126H160ZM148 126H149V124H148ZM162 126V128H163V124L161 125ZM161 126L159 127V128H161ZM239 127H241L240 125H239ZM248 127H251V128H253V129H248ZM259 127H260V129H259ZM150 128V129H151ZM147 129H149V127L147 128ZM154 129L152 130V132L154 131ZM235 129H236V131H235ZM150 130V131H151ZM156 130V132L154 133V134H156V133H158L159 134V132L158 131H162L163 129H155ZM248 130V131H247ZM251 130H252V132L253 133H251ZM148 131V134L150 133L149 132V130H147ZM160 131V132H161ZM183 132V131H182ZM261 134H260V133ZM245 133V134H246ZM147 134V135H148ZM151 134V133H150ZM154 134H151V135H154ZM157 134V135H158ZM179 134V133H178ZM238 134V135H239ZM163 135V134H162ZM176 135V134H175ZM174 135V136H175ZM236 135H234L235 137V139H238V135H237V138H236ZM150 136V135H149ZM179 136V135H178ZM233 136V135H232ZM246 136V135H245ZM250 136H246L245 138L246 139H248ZM180 137V136H179ZM179 137L178 138H175L174 140L176 141V142H178L179 141ZM240 137V136H239ZM263 137V138H262ZM181 138H184V139H186L187 140V136H186V134H184L183 133V135L181 136ZM253 138V139H254ZM183 139V140H184ZM253 139H251L250 138V140L249 141H253V143L252 144H254V142H255V140H253ZM181 140V139H180ZM183 140L182 141H180L181 143L183 142ZM188 141V140H187ZM187 141H185L184 140V142H186L185 143V145H187ZM257 141V140H256ZM147 142H149L148 140H147ZM146 142V143H147ZM183 142V143H184ZM261 142L263 143V145L261 146ZM150 143H151V141H150ZM250 144H251V142H249ZM154 144V143H153ZM152 144V145H153ZM219 144H222L221 142H219ZM144 145V146H143ZM149 145L150 144H146V146H145V143L144 144H142L141 145V148L139 147L136 151V154H142V153H144V155L146 156V154L147 153H149V152H147V151H150V150H152L153 148H150L149 147ZM183 145V144H182ZM193 144H190V146H192ZM155 145H153L152 147H154ZM259 146V147H258ZM262 148H261V147ZM144 147H145V152H144ZM147 147V148H146ZM155 148H157L156 146L154 147V149ZM260 148V149H259ZM150 149V150H149ZM142 150V151H141ZM147 150V151H146ZM252 150H254V151H252ZM251 151H252V153H251ZM146 153V154H145ZM151 153V152H150ZM242 153V152H241ZM140 155L138 156L139 158H140ZM144 156V157H145ZM148 157H149V160H151L150 159V154H148L145 158H143V155H142V157L140 158V159H142V161H143V165H144V163H145V165L146 166H148V164H149V166L148 167H150V168H153L152 167V161H150L149 162V160H147L148 159ZM245 157H247V156H245ZM147 158V159H146ZM263 158V159H262ZM261 159V161H259ZM240 160V159H239ZM243 160H244V157H243ZM141 161V160H140ZM247 162H248V159L246 160ZM251 162V161H250ZM259 162H261V163H259ZM140 163H142V162H140ZM253 164V165H252ZM244 165H245V168H244ZM248 165H250V166H248ZM227 166V165H226ZM231 166V165H230ZM247 166V167H246ZM251 166H253V167H251ZM233 167V166H232ZM242 167H243V169H242ZM179 168V167H178ZM248 168H251V169H248ZM134 169V170H133ZM180 169V168H179ZM253 169V170H252ZM178 170V169H177ZM204 170V169H203ZM223 170V169H222ZM228 170H230V169H228ZM245 170H246V172H245ZM252 171V173L254 172H256L255 174L253 173V175H251L252 173H251V171ZM255 170V171H254ZM129 171H130V173H129ZM154 171H155V169H154ZM180 171H182V170H179V172ZM197 171H199V169L197 170ZM201 171V170H200ZM204 171H207V169H205ZM204 171H201L200 173H203ZM209 171V170H208ZM244 171V172H243ZM247 171L248 172H250V174H248L247 173ZM135 172V173H134ZM240 172H242V173H240ZM125 173H126V175H125ZM154 173V174H153ZM173 173H175L174 175H176V176H174L173 177V179H172V177L170 176V175H172ZM182 173H183V171H182ZM195 173V175L196 176H199V174L200 173H198L197 174V172L195 171L194 172ZM208 173H210V172H208ZM208 173H203V175L205 174L206 176H207V174ZM227 173H228V171H227ZM239 173V175H240V177H238L239 175H237ZM248 175H247V174ZM110 174H111V178L109 177L110 176ZM180 174H181V172H180ZM184 174V173H183ZM211 174V173H210ZM210 174H209V176H210ZM214 174H216V176H217V173H214ZM213 174V175H214ZM218 174H220V173H218ZM113 175H115L116 176V178L113 176ZM142 177H141V176ZM204 175V176H205ZM213 175H211V176H213ZM225 175H223L222 176V178H225ZM140 176V177H139ZM173 176V175H172ZM178 176H179V174H178ZM193 176H194V174H193ZM201 176H202V174H201ZM200 176V177H201ZM204 177L205 179H204V181L206 180V178L208 177ZM221 176V175H220ZM191 177V176H190ZM188 178V179H191L192 180V178ZM203 177V176H202ZM201 177V178H202ZM214 177H215V175H214ZM213 177V178H214ZM127 178H129V179H131V181L130 180H128ZM175 178H176V181L175 182H172V181H174L175 180ZM194 178H195V176H194ZM136 179H137V181H136ZM141 179V180H140ZM146 179V180H145ZM149 179V180H148ZM164 179V180H163ZM166 179V180H165ZM172 179V180H171ZM182 179V180H181ZM188 179H187V181H188ZM208 179V178H207ZM210 179V178H209ZM215 179V178H214ZM214 179H211V180H214ZM229 179V178H228ZM236 179V180H235ZM238 179V180H237ZM179 180V181H178ZM180 180H181V182H180ZM191 180H189V182L191 181ZM197 180H200V179H198V177H197ZM202 180H203V178H202ZM210 180V181H211ZM217 180H216V182H217ZM130 181V182H129ZM170 183H169V182ZM203 181V182H204ZM207 181V180H206ZM209 181V180H208ZM133 184H132V183ZM200 182V181H199ZM220 181H218V183H219ZM235 182H237V188H236V185H235ZM163 183V184H162ZM168 183V184H167ZM172 183V184H171ZM193 183H196L195 182V180L193 181ZM202 183V182H201ZM208 183V182H207ZM214 183H215V181H214ZM214 183L213 182H211V184L212 185H209V186H212L211 188H215L216 186H214ZM129 184V185H128ZM136 184V185H135ZM150 184V185H149ZM157 184V185H156ZM217 184V183H216ZM177 185V186H176ZM197 184H195V186H194V184H192V187L194 186V187H197L196 186ZM208 185V184H207ZM233 185H235V186H233ZM252 185H253V187H254V185H255V188L254 189H251V188H253L252 187ZM101 186V185H100ZM183 186L185 187L184 188V190H183ZM190 186V187H189ZM209 186H208V190H209ZM221 186V187H222ZM226 186H227V188L229 187V189H226ZM230 186H233L234 187V189L232 190V188L233 187H231V189H230ZM247 186H249L248 187V190L246 191L245 189H247V188H245V187H247ZM202 187H206V184H205V186L203 185V186H200V188H202ZM218 187V186H217ZM262 187V188H261ZM101 188V187H100ZM128 188V190H126ZM178 188H179V190H180V188L183 190V192H179L178 191ZM251 190H250V189ZM167 189V190H166ZM187 189V190H186ZM193 189V188H192ZM204 189V188H203ZM217 189V188H216ZM238 189H240L239 191H238ZM177 190V191H176ZM186 190V191H185ZM196 190V189H195ZM198 190V189H197ZM214 190V189H213ZM212 189H210L209 191H213ZM231 190V191H230ZM245 190V192H243ZM174 191V192H173ZM181 191V190H180ZM199 191V190H198ZM215 191V190H214ZM229 191H230V193H229ZM234 191V192H233ZM238 191V192H237ZM256 191V192H255ZM140 192V193H139ZM180 193V195H179V193ZM257 192H258V195H254L255 193L257 194ZM100 193H102V192H100ZM178 193V194H177ZM183 193V194H182ZM208 193V192H207ZM246 193V194H245ZM250 193V194H249ZM251 193L253 194L252 196H254V197H248L247 198V196H248V194H249V196L251 195ZM96 194H98V192L96 193ZM177 194V195H176ZM181 194L184 196L185 194H186V197H189V198H187L188 200H185L186 199V197L184 198L183 196H181ZM191 194H194L196 197L195 198H197L198 199V201L196 202V201H194L193 199H195V198H193V199H191V197H193V196H191ZM215 195V196H213V199H209L210 201H212V202H214V203H216L215 201H217V200H219V199H223V201H222V203H227V205H223L222 204V206L220 207V206H218V203L219 204H221V200H219V201H217L218 203H217V205H216V207H215V204H214V206H213V203L212 202H209L208 203V205L207 204H205V205H207L208 207H214V209H212V210H214L213 212H215V210H217L219 213L221 212H223L224 214H225V217L224 218H215V217H212V216H210V215H207V214H205V213H203V215H201L202 213H201V211L200 212H198V213H200V214H198L197 213V210L199 211V210H201L200 208V206H198L199 205V203H200V201L202 200H199V198L200 197H203L204 199H206L205 201H207V199L209 198V196H211V195ZM237 194L239 195V197L237 196ZM241 194V195H240ZM242 194H244L243 196H245V197H243L242 196ZM262 194V195H261ZM104 195V194H103ZM165 195V196H164ZM173 197H172V196ZM176 195V196H175ZM179 195V196H178ZM188 195V196H187ZM199 195V197H197ZM163 196H164V198H163ZM217 196V197H216ZM237 196V197H236ZM139 197H140V199H139ZM172 197V198H171ZM174 197H176V198H179V202H178V199L177 200H175L174 199ZM161 198L163 199V200H161ZM182 198H184V199H182ZM244 198V199H243ZM246 198V199H245ZM142 199V200H141ZM173 200V201H176V202H173V201H171V203H170V200ZM180 199H182L181 200V202H180ZM203 199V200H204ZM227 199H228V201H227ZM243 199V200H242ZM248 199H250V200H253V201H250V200H248ZM192 200H193V202H196V203H193L192 202ZM196 200V199H195ZM208 200V201H209ZM224 200L226 201V202H224ZM242 200V201H241ZM248 200V201H247ZM182 201H183V203H182ZM186 201V202H185ZM251 203H250V202ZM114 202H115V205H114ZM202 203H203V201H201ZM230 202V201H229ZM235 202H236V204H235ZM242 202V203H241ZM247 202H249V204H248V206H249V208H247V205L245 204V203H247ZM143 203V204H142ZM145 203V204H144ZM160 203V204H159ZM162 203V204H161ZM172 203H174V204H172ZM202 203H201V205H202ZM207 203V202H206ZM210 203H212V206H209V205H211ZM102 204V203H101ZM105 204H104V206H105ZM158 204L160 205L159 207L162 209V208H164V209H162V211H164L165 213H163L162 211H161V209L159 210L158 208H155L154 209V206L155 205H157L158 206ZM180 204V205H179ZM183 204V205H182ZM196 204H198L197 206H193V205H196ZM231 204H232V206H231ZM153 206V207H151V209H150V206ZM162 205V206H161ZM169 206L170 207V209H169V207L168 208H166V206ZM186 205V206H185ZM204 205V204H203ZM204 205V206H205ZM233 205H236V207L235 206H233ZM238 205V206H237ZM244 205V206H243ZM114 206V207H113ZM117 206L119 207V208H117ZM147 208H146V207ZM156 206V207H157ZM203 206V207H204ZM207 206H206V208H207ZM98 207H100V206H98ZM97 206L95 207V209H99L100 210V208H98ZM102 207H103V205H102ZM185 207V208H184ZM196 207H200L199 209L197 208L196 209ZM218 207H220L221 209H219ZM240 207H242V209L240 208ZM186 209V211L184 210V209ZM194 208V209H193ZM206 208H205V210H206ZM238 208H240V209H238ZM245 208V209H244ZM94 209V208H93ZM92 209V210H93ZM102 210H103V208H101ZM106 209V208H105ZM111 209H113V211L111 210ZM152 210V211H150V210ZM156 211V212H154V210ZM159 211H158V210ZM202 209H204V208H202ZM209 210H211L210 208H208ZM207 209V210H208ZM92 210H91V212H92ZM101 210V211H102ZM168 210V211H167ZM169 210H171V211H169ZM208 210V212L207 213H209V214H213V212H210ZM220 210V211H219ZM226 210V213L228 212V210L227 209H225ZM240 210V211H239ZM243 210H245L244 212H243ZM248 210H250L249 212H246V211H248ZM251 210H253V211H251ZM256 210V211H255ZM98 210H96L95 212H97ZM101 211H98V212H101ZM104 212H106L105 210H103ZM112 211V212H111ZM117 211V212H116ZM157 211L160 213V215L161 216H163V214L165 215V216H167L166 218L168 219V217L173 221V223H172V221H171V232H170V229L167 231L168 232V235L169 234H172V236L175 238V240H172V236L170 237L171 239L170 240H172V241H170L169 240V238L168 237H166V236H168L166 233V229L165 228H169L168 226L166 227V226H164L163 224H165V223H163L162 224V221L163 222H165L164 220H166V224L168 223V221H169V219L167 220L164 216H163V218H165L164 220H163V218H160L161 216L159 215H157L156 213H157ZM161 211V212H160ZM185 211V212H184ZM196 211V212H195ZM93 212H94V210H93ZM92 212V214H94ZM120 212V213H119ZM153 212H154V214H153ZM169 213V216H168V213ZM171 212V213H170ZM202 212H203V210H202ZM206 212V211H205ZM251 212V215H253L254 213L253 212H255V214H257V215H255L254 214V216H251L250 215V218L248 217L249 216V213ZM260 212V213H259ZM101 213H103V212H101ZM107 213H108V210H107ZM119 213V214H118ZM158 213V214H159ZM177 213V214H176ZM238 214V218L237 219H235L234 217H233V215L234 216H236L237 214ZM259 213V214H258ZM91 214V215H92ZM96 215H99V213L97 214V213H95ZM94 214V215H95ZM150 214H152V215H150ZM214 214H216V215H214V216H217L218 215V213L216 212V213H214ZM245 214H246V216H245ZM95 215V216H96ZM108 216H109V213L107 214ZM112 215V214H111ZM155 215H157V217L155 218L154 216ZM172 215V216H171ZM179 217H178V216ZM198 215H199V218H198ZM201 215V216H200ZM220 215L221 214H219V217H220ZM240 215V216H239ZM107 216V217H108ZM114 216L116 217V218H114ZM150 216V217H149ZM173 216H174V218H173ZM194 216V217H193ZM205 218H204V217ZM223 216V215H222ZM226 216H230L231 217V219L229 220L228 219V222L229 221H234V222H229V225L232 223H234L235 225H230V226H237V227H231V229H230V226H227L226 224L228 223L227 222V218H226ZM92 217V216H91ZM113 217V218H112ZM174 219H172V218ZM208 217H210V218H208ZM212 217V218H211ZM218 217V216H217ZM233 217V218H232ZM237 217V216H236ZM242 218V220L241 221H239L241 218ZM246 217H248V218H246ZM259 218V222H258V218ZM156 220H155V219ZM157 218H160V219H157ZM176 218V219H175ZM193 218H194V220H196V218L197 219H202V218H204L203 220H199V221H197L198 223H201V226H200V224H199V226L200 227H203V228H205V232L207 231V230H209L208 231V233H209V235L207 236L206 234H208V233H203V234H201L202 233V231H201V233H200V235H204V236H206V240L209 238V236H210V238H209V240H207L208 241V243H209V247L211 248V245H213V243L215 244V245H213L212 247H214V249L212 250V248H211V251H212V253H209L210 252V248L207 246L208 244L207 243H205V246H207L209 249H206L205 248V246H204V248H203V246L202 245H200V246H202V247H200V249L201 250H199V251H197V248H198V245L197 244H199V243H197V244H193L192 243V245H191V243H190V245L189 246H187L188 244H189V242H195L194 241V239L192 238L193 237V235L191 234V233H194V232H196V230L194 231V229H196V226H197V230H200V229H203V228H199V226L196 224L195 225V223L196 222H194V226H192L193 224H192V221H190V222H188L190 219H192L193 220ZM208 218V219H207ZM245 218H246V221L247 222H245ZM254 218H255V220H254ZM257 218V219H256ZM155 220L152 224H150L151 222H152V220ZM207 219V220H206ZM211 219V220H210ZM213 219H215V221L213 220ZM223 220L224 219V221H222V223H220V220ZM248 219V220H247ZM251 219H253V220H251ZM123 220V221H122ZM162 220V221H161ZM250 220V221H249ZM157 221H160V224H159V222H157ZM169 221V222H170ZM205 221H207L206 222V224H205ZM212 221V222H211ZM239 222L241 225H242V227H240L241 225H238V223H236V222ZM254 221V222H253ZM256 221H257V223H256ZM209 222H210V224H209ZM216 222V223H215ZM223 222H225L224 224H223ZM249 222V223H248ZM251 222V223H250ZM176 223V224H175ZM214 223V224H213ZM220 223V225H218V224ZM245 223V224H244ZM252 223H256V224H252ZM139 224H141V226L139 225ZM155 224V225H154ZM158 224V226L156 227V225ZM169 224V223H168ZM167 224V225H168ZM186 224H189V226L193 229H190V230H192L193 232H191V233H189V231L188 232H186V233H184L183 231H184V229H185V226L184 225H186ZM192 224V225H191ZM204 226H203V225ZM216 224V225H215ZM252 224V225H251ZM153 225V226H152ZM161 225V226H160ZM163 225V226H162ZM169 225V226H170ZM205 225H206V227H205ZM210 225V226H209ZM254 225V226H253ZM152 226V227H151ZM157 228V230H156V228ZM160 226V227H159ZM173 226V227H172ZM207 226H209V227H207ZM224 226H225V228H224ZM140 227V228H139ZM161 227H163L162 229H159V228H161ZM182 227H183V230H182ZM187 227H188V225H187ZM187 227H186V229H187ZM190 227H188V228H190ZM194 227V228H193ZM223 227V228H222ZM238 227H240L241 229H242V231H241V229L240 228H238ZM253 227H254V230H253ZM257 227V228H256ZM199 228V229H198ZM213 228V229H212ZM217 228V229H216ZM220 228V229H219ZM226 228H227V230H226ZM237 229V231H233V229ZM152 229V230H151ZM165 229V230H164ZM207 229V230H206ZM222 229V230H221ZM238 229H239V231H240V233H238L239 231H238ZM257 229V230H256ZM182 230V231H181ZM189 230V229H188ZM214 230V231H213ZM218 230H220V231H218ZM226 230V231H225ZM140 231V232H139ZM147 231V232H146ZM162 231V232H161ZM186 231V230H185ZM218 231V232H217ZM229 233H228V232ZM231 231H233V233L231 232ZM255 231H256V233H255ZM144 232V233H143ZM153 232H155V234L153 233ZM164 232V233H163ZM182 232H183V234H182ZM217 232V233H216ZM228 233V236H227V233ZM251 232H253L252 234L253 235H251L250 233ZM161 233V234H160ZM175 233V234H174ZM187 233H189V234H191V238H192V240H189V242H188V240L186 239L187 237H188V234ZM199 233L197 234V233H195V235L196 236H194V238H196L197 237V235H198V237H199ZM214 233L217 235L216 237L217 238H215V235H214ZM238 233V234H237ZM258 233V234H257ZM122 234V235H123ZM166 234V235H165ZM185 234H186V238L184 237L185 236ZM237 236H236V235ZM243 236H242V235ZM246 234V235H245ZM249 234V235H248ZM255 234H256V237H255ZM128 235V236H127ZM156 235H157V237H156ZM164 235V236H163ZM179 235H182L181 237L179 236ZM235 235V236H234ZM239 235H241V237L239 236ZM258 235V236H257ZM121 236V234L119 235V237ZM159 236H160V238L162 239V240H160V238H159ZM176 236V237H175ZM232 237V238H230V237ZM233 236L234 237H236L237 238V240L235 239L234 241H238V243H239V240H242L241 242H242V244H238L237 242H234L233 241ZM239 236V237H238ZM247 236V237H246ZM250 236H251V238H250ZM123 237V236H122ZM125 237H123V238H125ZM128 237H130V239L128 238ZM150 237V238H149ZM244 237V238H243ZM253 237H254V239H253ZM138 238V239H137ZM164 238V239H163ZM166 238H168V239H166ZM182 238V239H181ZM184 238L187 240H185V242L186 243H184L183 244V242H182V240H184ZM190 238V237H189ZM190 238V239H191ZM224 238V239H225ZM249 239L250 241L252 240V242L250 243V241L248 242L247 241V239ZM122 239V238H121ZM197 239H199V238H197ZM196 239V240H197ZM201 239H202V237H201ZM239 239V240H238ZM245 239V240H244ZM126 240V239H125ZM127 240V241H128ZM167 240H169V242H172V243H174L175 242V244H172V243H170L171 244V246L169 245V242L167 241ZM202 240H205V237H204V239H202ZM258 240V241H257ZM140 241V242H139ZM164 241V242H163ZM174 241V242H173ZM201 241V240H200ZM207 241H205V242H207ZM227 241V242H226ZM230 241V242H229ZM141 242H143V244L141 243ZM149 242H150V244H149ZM155 242V243H154ZM165 242H167V244L166 245H164L165 244ZM187 242H188V244H187ZM199 242V241H198ZM202 242V241H201ZM200 242V243H201ZM257 242H259V244L257 243ZM262 242V243H261ZM228 243L230 244V245H228ZM245 243H247V245L245 244ZM260 243H261V246H260ZM141 244V245H140ZM187 244V245H186ZM201 244H203L204 245V241H203V243H201ZM225 244V245H224ZM250 244V246L251 247H253V249H251V247L250 246H248ZM253 244H255V245H253ZM258 244V245H257ZM162 245V246H161ZM172 245H175V247H176V245L178 246L177 248L179 249V246H180V249H181V251H180V249L178 250V249H175V251H177L178 250V253L176 254V255H174L175 254V251H174V247L172 246ZM194 245V246H193ZM257 245V246H256ZM173 247L172 249H171V251H169L170 249V247ZM187 246V247H186ZM192 246H193V249H192ZM235 246V247H234ZM260 246V247H259ZM190 247V248H189ZM194 247H197L196 248V250L194 249ZM246 247V248H245ZM248 247H249V250H248ZM135 248H134V251H135ZM261 248H262V252H261ZM205 249V251H204V253H203V250ZM139 250V251H138ZM156 250V251H155ZM195 250V251H194ZM221 250H222V252L223 253H221ZM257 250V251H256ZM172 251H174V252H172ZM179 251H180V253L181 252H183V256H182V254H180L179 253ZM185 251V252H184ZM197 251V253L198 252H200V251H202L201 253H203V255H207V256H209V255H212V257H209L210 258V260L211 261H206V259H209V258H207V257H205L204 256V258H203V255L202 254H198L197 256H199V258H200V260H199V258H198V260H199V262H198V260H195L196 258V254L197 253H195ZM207 251H209L208 253H207ZM219 251V250H218ZM234 251V250H233ZM256 251V252H255ZM259 251V252H258ZM205 252L207 253V254H205ZM258 252V253H257ZM5 253V252H4ZM142 253H143V255H142ZM172 253H174V254H172ZM242 253V254H241ZM255 253V254H254ZM263 253V254H262ZM6 254L7 255H9L10 254V252L8 251V248L6 249ZM174 255L175 257L177 256V255H179V256H177V258H175L174 256H172V255ZM184 254H185V256H184ZM187 254V255H186ZM189 254V255H188ZM139 255V256H140ZM145 255H147V256H145ZM159 255V256H158ZM201 255V256H200ZM157 256V257H156ZM187 256V257H186ZM244 258H243V257ZM146 257V258H145ZM184 257L187 259H185L184 260ZM192 258V260H191V258ZM229 257V256H228ZM243 258L244 259V261H243V259H241L240 261H239V258ZM251 257H252V259H251ZM142 258V257H141ZM173 258H175V259H173ZM234 258V259H233ZM257 258H259V259H257ZM168 259H169V261H168ZM201 259H202V261H201ZM203 259H205V260H203ZM214 259V260H215ZM249 259H251L252 261H249ZM258 260L257 262H255L256 260ZM215 260V261H216ZM255 260V261H254ZM261 260V261H260ZM197 261V262H196ZM201 261V262H200ZM204 261H205V263H204ZM226 261H227V263H226ZM233 261H235V262H233ZM146 262H149L148 260H146ZM189 262V263H188ZM217 263H218V261H216ZM228 262H230V263H228ZM262 262V263H261ZM212 263H213V261H212ZM217 263H215V264H217ZM219 263V264H220Z\"/></svg>",
	"mask_w": 264,
	"mask_h": 264
}]
</instances>
